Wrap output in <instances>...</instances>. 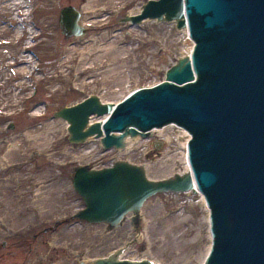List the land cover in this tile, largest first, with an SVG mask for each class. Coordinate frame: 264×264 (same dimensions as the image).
Here are the masks:
<instances>
[{
	"label": "rangeland",
	"instance_id": "obj_1",
	"mask_svg": "<svg viewBox=\"0 0 264 264\" xmlns=\"http://www.w3.org/2000/svg\"><path fill=\"white\" fill-rule=\"evenodd\" d=\"M146 1L23 0L22 23L17 14L9 33L0 35V55L7 57L0 64V101L7 103L0 104V264H87L118 249L121 258L158 264L204 260L211 244L209 210L199 192L157 193L145 200L136 223L128 213L118 227L73 216L84 207L72 186L77 166L99 169L128 161L151 179L186 171L189 136L181 128L167 126L125 150H105L96 139L70 144L66 122L53 116L89 95L117 102L137 87L162 81L166 70L188 54L193 41L175 22L120 21ZM68 5L81 12L83 36L62 33L59 11ZM30 7L34 18L29 21ZM30 25L34 36L24 47ZM18 26L26 30L14 41ZM22 54L33 60L26 79L12 70ZM11 62L15 65L7 66ZM22 80L26 87H17Z\"/></svg>",
	"mask_w": 264,
	"mask_h": 264
},
{
	"label": "water",
	"instance_id": "obj_2",
	"mask_svg": "<svg viewBox=\"0 0 264 264\" xmlns=\"http://www.w3.org/2000/svg\"><path fill=\"white\" fill-rule=\"evenodd\" d=\"M80 16L74 6L60 9L66 37L86 33ZM146 19L186 28L189 54L162 81L116 103L89 95L53 116L66 122L70 144L98 139L104 149L122 150L153 129L179 126L189 134V171L150 180L143 167L126 161L103 169L77 166L72 186L85 206L74 216L118 227L157 193L198 191L211 236L201 264H264V0H147L120 21ZM118 253L87 264H158L119 259Z\"/></svg>",
	"mask_w": 264,
	"mask_h": 264
},
{
	"label": "bare ground",
	"instance_id": "obj_3",
	"mask_svg": "<svg viewBox=\"0 0 264 264\" xmlns=\"http://www.w3.org/2000/svg\"><path fill=\"white\" fill-rule=\"evenodd\" d=\"M4 1V0H3ZM23 0H6V2H4V5L3 6H1L0 8H1V11H0V13H2V9H3V16L1 15L0 16V35H3V34H7V33H9V30H8V26H9V22L11 21V20H14V21H18V18H17V14L19 15V16H21V20H20V23H22V20H23V17L24 16H26V12H25V7H24V3L22 2ZM23 8V9H22ZM16 9H18L17 10V12L15 11ZM22 12V13H21ZM28 12V11H27ZM4 16H5V18H4ZM10 16V17H9ZM5 20H8L9 22H8V25H6L5 23H4V21ZM147 20H149V19H147ZM173 22V21H172ZM19 28L17 29V32L19 31H21V32H23L24 30H26V29H22V27H20V26H18ZM27 41L25 42V44H24V47H28V46H31V44H30V42H31V40L33 39V36H34V31H33V27H30V28H27ZM185 31H186V29H185ZM15 37H16V34H15ZM14 41H19V39H18V37H16L15 38V40ZM9 42H11L10 41V39L8 40V41H6V43H9ZM4 43V41L3 40H0V46L2 45ZM17 44V43H16ZM183 57H185V55L184 56H181L180 58H183ZM4 58H7V57H3L2 55H0V64H1V61L2 60H4ZM19 66L17 67V68H14V69H12L13 71H15L16 72V74L18 75V76H22L24 79H26V78H28V75H30L31 74V70L29 71L28 70V66H31V69L33 70V60H32V57L29 55V54H22L20 57H19ZM31 64V65H30ZM15 65V63L13 62H11L10 64H7V66H14ZM3 78V77H2ZM1 77H0V80L2 79ZM1 81H0V86H1ZM23 83H24V81L22 80V81H19L18 82V84H17V87L18 86H21V88H24V87H26L25 85H23ZM99 97V96H98ZM99 99L100 100H102L100 97H99ZM6 100H1L0 101V104H2V105H6L7 103L5 102ZM103 101V100H102ZM105 102V101H104ZM118 102V101H117ZM12 103H13V105H14V103H16V105L19 103V100H17V98L14 96L13 97V100H12ZM107 103H109V102H107ZM116 103V102H115ZM106 117V115H104V116H100L99 118H102V119H104ZM93 121V120H92ZM168 126V127H167ZM166 127H167V129H169V128H171L173 125H167ZM174 127V126H173ZM161 129V128H160ZM160 129H158V130H160ZM184 132H185V134H187V136H189L188 135V133H187V131L185 130V129H183V128H181ZM154 130H157V129H153V131ZM129 138H127V140H128ZM91 140H94V139H91ZM90 140V141H91ZM96 140H98V139H96ZM141 140H143L142 138H140L139 136H137L136 138H134L133 139V142H141ZM144 141V140H143ZM133 142H131V141H129L128 142V144L126 145V147L124 148V150L131 144V143H133ZM4 159V157H1V161H0V164H1V162H2V160ZM184 161H185V166H186V171L185 172H187V171H189V166H188V163H187V159L186 158H184ZM126 162H128V161H126ZM130 163V162H129ZM144 169V168H143ZM144 172H145V170H144ZM185 172H183V173H185ZM183 173H177V174H179V175H182ZM145 175H146V173H145ZM146 177H147V175H146ZM148 179H150V180H160V179H163V178H159V179H151V178H149V177H147ZM166 178V177H165ZM187 192H189V191H187ZM203 199V198H202ZM11 200H12V202L10 203V206H14L15 205V197L13 196V197H11ZM14 213V212H13ZM15 214V213H14ZM14 216H16V215H14ZM119 250V249H118ZM118 250H115V251H118ZM115 251H113V252H115ZM112 252V253H113ZM111 254V253H110ZM119 259H127V260H131V261H141V260H144V259H129V258H121V256H120V253H118V256H117Z\"/></svg>",
	"mask_w": 264,
	"mask_h": 264
},
{
	"label": "flooded vegetation",
	"instance_id": "obj_4",
	"mask_svg": "<svg viewBox=\"0 0 264 264\" xmlns=\"http://www.w3.org/2000/svg\"><path fill=\"white\" fill-rule=\"evenodd\" d=\"M30 12H31V16L29 17L28 16V20L30 21V20H32V18H34V16H33V13H32V8L30 7L29 8V10H28V14H30ZM9 25H10V22H9ZM31 26V25H30ZM32 27V26H31ZM19 40L21 39V35H20V32H19V38H18ZM132 221L133 222H137L138 221V219H139V216H132Z\"/></svg>",
	"mask_w": 264,
	"mask_h": 264
}]
</instances>
